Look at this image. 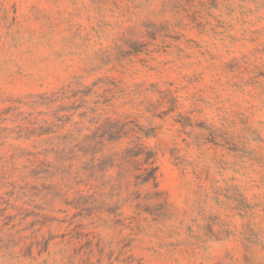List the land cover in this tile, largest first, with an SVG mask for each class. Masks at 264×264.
I'll return each instance as SVG.
<instances>
[{
    "label": "rangeland",
    "instance_id": "374dc122",
    "mask_svg": "<svg viewBox=\"0 0 264 264\" xmlns=\"http://www.w3.org/2000/svg\"><path fill=\"white\" fill-rule=\"evenodd\" d=\"M74 92L107 96L111 114L156 128L145 143L165 204L160 214L126 206L122 226L74 218L72 194L37 201L47 220L15 229L26 228L21 255L38 228V241L58 238L0 264H66L61 251L84 239L54 244L79 229L100 251L72 264H264V0H0V175L27 176L26 157L8 162L12 147L31 150L37 138L24 135ZM9 191L0 189L3 216L33 211Z\"/></svg>",
    "mask_w": 264,
    "mask_h": 264
},
{
    "label": "trees",
    "instance_id": "16d2710c",
    "mask_svg": "<svg viewBox=\"0 0 264 264\" xmlns=\"http://www.w3.org/2000/svg\"><path fill=\"white\" fill-rule=\"evenodd\" d=\"M88 93L74 92L70 96L62 95L58 98L62 103L69 99L74 101L51 109L50 121L46 120L44 125L29 129L23 138H37L32 142L31 150L12 147L8 162L21 156L26 157L28 166L23 168L29 171L25 177L15 170L1 173L0 181H6V177L12 178L16 173L18 177L12 183L0 182V187L11 188L4 195L14 197L16 201L23 200L22 206L31 207L33 211L27 213L22 207L9 206L17 212L15 215L3 216L0 213V221L3 223L0 229L2 262L31 255L33 246L40 247L38 254L47 253L51 243L58 238L50 233L48 238L38 241V228L33 231L34 244L31 243L26 254L21 255L23 247L20 244L26 238H18L16 234L26 228L15 229L22 226L28 216L35 218L31 227H43L47 220V217L36 212L42 210L37 201L46 203L44 201L47 198L51 201L63 200V197L72 194V198L64 203L76 211L74 218H96L103 223L122 226L126 218L121 210L126 206L148 214H160L165 202L158 187L155 153L145 143V139L153 136L156 128L141 124L133 114H111L110 98L98 95L102 100L90 103L86 100ZM56 100H49L46 105ZM109 172H113V175H108ZM54 176L58 177L59 182L42 186V189L37 183H28L31 179L46 180ZM138 215L139 212H135L132 218ZM17 218L18 222L12 225ZM62 222L68 223V226L73 225L71 217ZM76 226L83 228L81 225ZM5 227L6 231H15L7 233ZM88 235L79 229L76 236L66 241L64 236H60L63 240L55 243V246L70 245L73 241L81 242L84 239V244L74 249L73 255L61 251L66 264H72L77 255L84 257L87 262L95 249L100 251L97 248L99 244L89 239Z\"/></svg>",
    "mask_w": 264,
    "mask_h": 264
}]
</instances>
